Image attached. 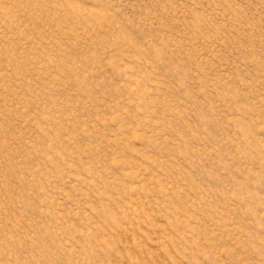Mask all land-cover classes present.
Listing matches in <instances>:
<instances>
[{"label": "rangeland", "instance_id": "374dc122", "mask_svg": "<svg viewBox=\"0 0 264 264\" xmlns=\"http://www.w3.org/2000/svg\"><path fill=\"white\" fill-rule=\"evenodd\" d=\"M0 264H264V0H0Z\"/></svg>", "mask_w": 264, "mask_h": 264}]
</instances>
